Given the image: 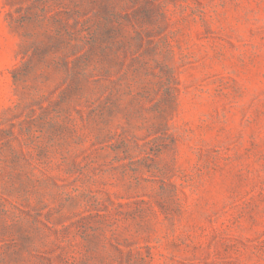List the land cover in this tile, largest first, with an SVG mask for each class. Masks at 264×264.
Segmentation results:
<instances>
[{
	"label": "rangeland",
	"instance_id": "rangeland-1",
	"mask_svg": "<svg viewBox=\"0 0 264 264\" xmlns=\"http://www.w3.org/2000/svg\"><path fill=\"white\" fill-rule=\"evenodd\" d=\"M0 264H264V0H0Z\"/></svg>",
	"mask_w": 264,
	"mask_h": 264
}]
</instances>
